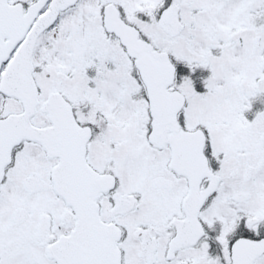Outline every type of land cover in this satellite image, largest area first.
Here are the masks:
<instances>
[{"label": "snow or ice", "instance_id": "6c2138e0", "mask_svg": "<svg viewBox=\"0 0 264 264\" xmlns=\"http://www.w3.org/2000/svg\"><path fill=\"white\" fill-rule=\"evenodd\" d=\"M0 264H264V0H0Z\"/></svg>", "mask_w": 264, "mask_h": 264}]
</instances>
